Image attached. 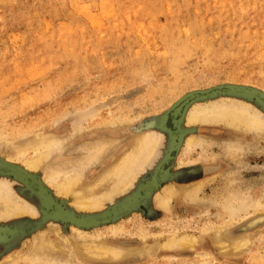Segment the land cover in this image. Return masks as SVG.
I'll return each instance as SVG.
<instances>
[{"label":"rangeland","instance_id":"374dc122","mask_svg":"<svg viewBox=\"0 0 264 264\" xmlns=\"http://www.w3.org/2000/svg\"><path fill=\"white\" fill-rule=\"evenodd\" d=\"M183 47L191 49L186 52ZM210 48L212 55L207 53ZM236 58L242 60L241 69L235 68ZM47 61L51 65L45 71L33 72ZM66 71L69 74L63 75ZM49 90L53 98L42 96ZM231 99H242L264 112V0H0V127L27 121L36 106L43 114L37 116L45 122L40 136L35 131L32 137L53 135L68 142L72 136L65 148L56 149L54 160L74 168L77 160L85 158L86 144L105 136L110 121L127 118L129 138L151 124L162 129L164 152L171 156L162 169L147 168L126 195L96 211H77L55 196L52 185L42 186L69 211L99 219L85 227L41 212L28 180L41 183L42 170L32 173L22 160L0 161V176L11 182L20 197L41 209L35 216L0 215V262L10 253L26 256L24 251L36 241L34 235L47 228L53 242H59L58 232L78 240V229L133 250L111 264H202L198 256L203 253L208 264H264V207L259 210L264 205V135L243 133L227 122L185 125L193 105ZM176 107L181 109L175 116ZM92 115L99 116L89 123ZM176 120L181 133L191 128L209 143L207 149L188 147L185 141L177 150L170 148L168 127L174 129ZM29 138L26 134L14 140L0 129V153L11 140L19 143ZM241 143L246 150L231 158L230 146L240 148ZM106 164L96 165L88 179ZM169 185L179 191L197 185L195 202L177 197L170 209L162 207V211L155 195ZM229 193H237L238 198H229ZM247 198L257 204L233 219L230 236L252 233L254 243L245 254L226 255L208 230L229 223L226 206L237 207ZM2 206L0 202V210ZM49 224H54V231ZM176 230L189 233L194 247L160 249L156 254L145 249L164 242ZM89 260L83 264H110ZM72 263L70 258L49 257L35 262L21 258L17 264Z\"/></svg>","mask_w":264,"mask_h":264},{"label":"bare ground","instance_id":"6f19581e","mask_svg":"<svg viewBox=\"0 0 264 264\" xmlns=\"http://www.w3.org/2000/svg\"><path fill=\"white\" fill-rule=\"evenodd\" d=\"M196 28H198L197 25L194 26V29ZM202 42L203 41L201 40V45ZM257 48L258 47H256V49ZM190 49V47H183V50H186V52ZM207 53L212 55L211 48ZM50 57L51 56H49L48 59ZM234 61L235 68L241 69L242 60L236 58ZM48 65H51L50 61L46 62V66H36V69L34 68L33 72L35 73L45 71L48 68ZM173 70L175 69L173 68ZM68 71H66V73H63V75H68L70 72ZM36 95L41 96L38 93ZM45 95L49 96L50 98L54 97H51V90L46 91L42 94V96ZM34 109V115L28 118L27 121H23L21 123L17 122L13 126L10 125V127L8 126V124H5L4 126L2 125L0 127L5 136L14 140L17 137L20 138L25 136L26 134L30 136V138L26 141L23 139L22 142L19 143H14V141L11 140L7 149L9 151L6 150L5 152L0 153V161L2 163L8 162V164H10L15 159H17L18 161L22 160V165L25 166V168H29L30 172L36 173L41 170L43 171L44 174L41 183H35L33 180H27L30 183V189L34 191L37 200L41 204V212L47 214L50 219L53 218L55 220H69L80 227H85L88 225L91 226L99 222L98 218H89L77 215L73 213V211L71 212L69 211V209L64 208L62 205L58 204V202L56 201L57 199L52 195L53 193L51 194L48 189L42 186H45L46 184L52 185L56 189V192H54L55 196L61 197L62 199L74 205L75 209H78L77 211H96V209H101L107 204L113 202L117 197L126 195L124 193L134 185L136 179L147 168L158 166L159 169H162V163L165 162L168 157H171L170 155L167 157L166 153L164 152V148L167 144L164 143V137L163 133L161 132V128V130H159L155 127H152L151 124L152 128L149 127L148 129L143 131H136L135 134H129V138L126 131L128 130L127 124L130 123V119L128 120L126 118L121 120H114L112 122L109 120L110 122L109 124H107L108 131L105 136H101V138L98 137L99 139H96L95 142L93 141L94 143L92 142V144H86V156L83 159L77 160L74 168H70L69 165L66 167L65 164H63L62 166L58 161H55L56 159L54 155L58 153L56 149L63 147L65 148V146L70 143L72 136L69 137L68 142L59 140L53 135H46L45 137H32L35 131L37 132L35 133V135H39V128H41L42 124L45 122L44 120L41 123L40 117L37 116H43V114L39 111L40 109H38L36 106H34ZM180 109L181 107L175 108V110L173 111L175 116L179 114ZM4 112L5 111H3V113ZM97 116L99 115L90 116L88 122L94 123V121H96L97 119ZM201 122H227L228 125L243 129L245 131L243 132L241 130L243 133L252 131L254 133L256 132L264 135V112L258 110L249 102H246L242 99H231L229 102L225 100L219 102L214 101L213 103L207 105H202L199 103L198 105H193L186 117V128L190 126L192 127ZM81 124H79L78 126L80 127ZM180 126L181 124L178 123V120H176L174 129L169 128L167 125L172 137V140L169 143L170 148L172 147L177 150L180 146V143L185 141L186 146L188 147L195 148L196 146L200 145L202 148H204V151L207 149L209 145L207 141L200 139V137L192 133L191 128L189 129V131L186 130L188 132L184 135L183 133H181ZM100 127L101 126H98V128ZM103 127H106L105 124L103 125ZM80 130L81 129L76 130L75 134L80 133ZM117 130H120L119 134L115 135L114 132ZM127 138L130 139V142L127 146H125ZM241 144V147L239 146L240 148H234L233 146H230L231 158L232 156H239L240 151L246 150L245 144ZM103 161L107 163L104 166V169L100 171L93 179H88V176H90L94 172V167ZM172 185L167 186L168 188H163L164 190H159L155 195L159 208L161 207L160 209H162V207L169 208L171 205V200L173 202L177 197H185L194 201V199L198 195L197 185L186 186L182 188L181 191L177 190V188ZM16 192L17 191H15L11 182L6 180L3 176H0V202L3 205L0 210V215L2 217L11 218L18 217L24 214L35 216L37 213H40L41 209L39 210L38 208H36L32 203L25 200L23 197H20V195ZM129 193L130 191L127 194ZM229 198H232L233 200L237 199V193H229ZM256 204L257 201L251 198L246 200L245 203H241L237 207H230L227 205L226 210L230 212V215L228 216L230 217V222L222 225L221 227L208 230V234H211L213 243L217 245V247H219L222 253L226 255H241L250 251L251 246L253 245L255 240L254 234L241 233L236 236H230V232L231 227L234 225V222H236L233 219L236 216H240V214L243 211L247 210L248 207H255ZM259 207L260 210L262 209V207H264V205L261 204L259 205ZM262 210L264 211V209ZM50 219H48L47 221L49 222ZM53 227H55L54 224L52 228ZM49 228L50 227H48V229ZM51 231H54V228ZM76 231L78 238V240L76 241L58 232L60 237V239L58 240L59 242H53L51 237H49V231L47 230V228H40L39 233L34 235V239L36 240L34 245L29 248L27 247V249L24 251L28 253L26 256H23L24 258L21 254L10 253V255L4 261L0 262V264H17L19 263V260L21 258L27 261L30 260L35 262L36 260L46 259L49 257L67 259L70 258L75 261V264H83L87 259H102L101 261L107 260L108 263L111 264L117 262V259L123 258L129 255V253L133 252L132 249H125L123 248V246L112 245L107 243L106 241L101 240L102 238L99 239L100 234L86 235L78 229ZM177 231L178 230L168 235L164 242H157L154 245H149L150 247L145 246V249H147L151 254H156L160 249L180 250L193 248L194 240L189 235V233H179V231ZM114 233L118 234L121 233V231ZM198 259H203L202 264H208V257L206 256V253L198 256Z\"/></svg>","mask_w":264,"mask_h":264}]
</instances>
